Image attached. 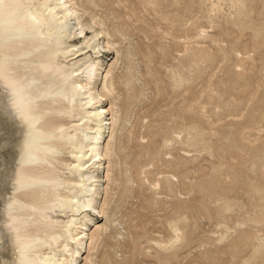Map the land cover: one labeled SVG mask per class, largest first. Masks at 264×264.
Segmentation results:
<instances>
[{"label": "rangeland", "instance_id": "rangeland-1", "mask_svg": "<svg viewBox=\"0 0 264 264\" xmlns=\"http://www.w3.org/2000/svg\"><path fill=\"white\" fill-rule=\"evenodd\" d=\"M74 1L116 64L75 264H264V0Z\"/></svg>", "mask_w": 264, "mask_h": 264}, {"label": "bare ground", "instance_id": "bare-ground-1", "mask_svg": "<svg viewBox=\"0 0 264 264\" xmlns=\"http://www.w3.org/2000/svg\"><path fill=\"white\" fill-rule=\"evenodd\" d=\"M87 9L0 0V264H75L85 237L90 247L103 230L93 222L87 233V212L105 213L94 173L111 162L116 116L104 103L116 64L103 70L99 56L115 42L87 31Z\"/></svg>", "mask_w": 264, "mask_h": 264}]
</instances>
